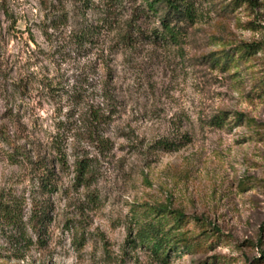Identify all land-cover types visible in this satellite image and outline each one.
Here are the masks:
<instances>
[{"label":"rangeland","instance_id":"obj_1","mask_svg":"<svg viewBox=\"0 0 264 264\" xmlns=\"http://www.w3.org/2000/svg\"><path fill=\"white\" fill-rule=\"evenodd\" d=\"M193 1L187 36L155 45L123 39L160 26L143 0H0V264H261L264 0ZM145 202L183 210L160 219L191 247L156 257L136 236Z\"/></svg>","mask_w":264,"mask_h":264},{"label":"trees","instance_id":"obj_2","mask_svg":"<svg viewBox=\"0 0 264 264\" xmlns=\"http://www.w3.org/2000/svg\"><path fill=\"white\" fill-rule=\"evenodd\" d=\"M146 5L141 7V12L145 14L158 15L160 13V26L153 28L149 32H144V29L135 24L133 29H129L123 34V39L129 43H136L142 39H147L149 42L158 45L161 42H170L179 44L181 40L187 36L189 26L197 19L198 13L193 0H143ZM248 4L255 6L257 0H243ZM86 36L85 34H82ZM258 45H253L250 48L257 49ZM216 61V60H215ZM217 63V62H216ZM96 140L101 143L102 147L107 145L108 138L98 134L94 130ZM8 136H6L7 139ZM10 141V140H9ZM184 140L171 138H162L157 141L155 147H164L165 149H176L180 145L176 143ZM15 148L14 155H23L31 159L24 152L22 145L10 141ZM184 143V142H183ZM154 145V144H152ZM63 160V159H62ZM33 166L39 171L40 187L45 192H51L57 188L58 176L54 168L49 165L48 159L41 158L33 161ZM77 176L81 183H88L95 177L93 163L88 158L77 160ZM144 208L134 207L132 215L136 220L137 238L146 246H148L156 257L166 255L168 249H173L175 245L182 244L184 247H191V244L185 240L184 236L173 234L172 228L167 229L160 218L165 214L172 216L177 223H181L186 218V213L181 209H171L166 204L145 202ZM49 207L47 203L40 206L37 212V221L43 227L46 220L49 219ZM12 211L8 212V216H12ZM141 215L144 218H141ZM176 235V236H175ZM173 241V242H172ZM164 258V256H162ZM256 263L264 264V246L261 249V256Z\"/></svg>","mask_w":264,"mask_h":264}]
</instances>
